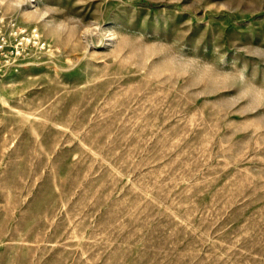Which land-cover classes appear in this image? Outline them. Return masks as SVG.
<instances>
[{
    "label": "rangeland",
    "instance_id": "rangeland-1",
    "mask_svg": "<svg viewBox=\"0 0 264 264\" xmlns=\"http://www.w3.org/2000/svg\"><path fill=\"white\" fill-rule=\"evenodd\" d=\"M0 18L47 44L0 79V264H264V0Z\"/></svg>",
    "mask_w": 264,
    "mask_h": 264
},
{
    "label": "built area",
    "instance_id": "built-area-1",
    "mask_svg": "<svg viewBox=\"0 0 264 264\" xmlns=\"http://www.w3.org/2000/svg\"><path fill=\"white\" fill-rule=\"evenodd\" d=\"M37 28L23 29L19 27L14 20L5 21L0 18V79L8 72L18 71L19 66L16 63L18 56L28 48L32 42L42 50L47 47L46 42L41 37Z\"/></svg>",
    "mask_w": 264,
    "mask_h": 264
},
{
    "label": "bare ground",
    "instance_id": "bare-ground-1",
    "mask_svg": "<svg viewBox=\"0 0 264 264\" xmlns=\"http://www.w3.org/2000/svg\"><path fill=\"white\" fill-rule=\"evenodd\" d=\"M33 1V0H32ZM30 7H33L32 5H30Z\"/></svg>",
    "mask_w": 264,
    "mask_h": 264
}]
</instances>
